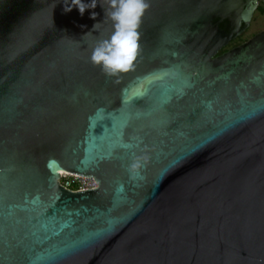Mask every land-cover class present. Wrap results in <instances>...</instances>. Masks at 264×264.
Listing matches in <instances>:
<instances>
[{"label":"water","instance_id":"1","mask_svg":"<svg viewBox=\"0 0 264 264\" xmlns=\"http://www.w3.org/2000/svg\"><path fill=\"white\" fill-rule=\"evenodd\" d=\"M146 2L110 76L108 0H0V264H264L260 0Z\"/></svg>","mask_w":264,"mask_h":264},{"label":"clouds","instance_id":"2","mask_svg":"<svg viewBox=\"0 0 264 264\" xmlns=\"http://www.w3.org/2000/svg\"><path fill=\"white\" fill-rule=\"evenodd\" d=\"M110 11L107 15L114 23V31L110 39L101 41L93 50L91 62L101 66L102 70L110 76H118L133 68L139 49V32L141 18L149 8L146 0H108ZM97 0L84 3L83 0H70L65 7L70 12L73 7L78 8L81 15L86 9H94ZM96 13H92L95 19ZM138 165H133L137 167Z\"/></svg>","mask_w":264,"mask_h":264},{"label":"built area","instance_id":"3","mask_svg":"<svg viewBox=\"0 0 264 264\" xmlns=\"http://www.w3.org/2000/svg\"><path fill=\"white\" fill-rule=\"evenodd\" d=\"M261 3V0H260ZM60 182L72 190H88L96 188L98 185L93 177H84L72 173H62Z\"/></svg>","mask_w":264,"mask_h":264},{"label":"rangeland","instance_id":"4","mask_svg":"<svg viewBox=\"0 0 264 264\" xmlns=\"http://www.w3.org/2000/svg\"><path fill=\"white\" fill-rule=\"evenodd\" d=\"M260 5L261 8L264 7V0H261ZM263 29H264V11L262 12V10L257 9L255 11V14L252 18L250 25L241 35H243V39L247 40L251 38L255 33Z\"/></svg>","mask_w":264,"mask_h":264},{"label":"trees","instance_id":"5","mask_svg":"<svg viewBox=\"0 0 264 264\" xmlns=\"http://www.w3.org/2000/svg\"><path fill=\"white\" fill-rule=\"evenodd\" d=\"M260 4H261V3H260ZM260 6H261V5H259L258 9H259V10H262V12H263V11H264V7L261 8ZM225 24H226L225 22H222V23H221V26H222V27H225ZM247 40H248V39H247ZM244 41H246V39H243V35L238 36L237 38L233 39L227 47L223 48V49L220 51V53L224 52L225 50H227V49H229V48H231V47H234V46H236V45H239V44H241V43L244 42Z\"/></svg>","mask_w":264,"mask_h":264},{"label":"snow or ice","instance_id":"6","mask_svg":"<svg viewBox=\"0 0 264 264\" xmlns=\"http://www.w3.org/2000/svg\"><path fill=\"white\" fill-rule=\"evenodd\" d=\"M136 94L139 95V94H141V93L137 92ZM54 163H55V162H52V164H54ZM52 164H50V166H52Z\"/></svg>","mask_w":264,"mask_h":264},{"label":"bare ground","instance_id":"7","mask_svg":"<svg viewBox=\"0 0 264 264\" xmlns=\"http://www.w3.org/2000/svg\"><path fill=\"white\" fill-rule=\"evenodd\" d=\"M62 173H68V172H66V171H61Z\"/></svg>","mask_w":264,"mask_h":264}]
</instances>
